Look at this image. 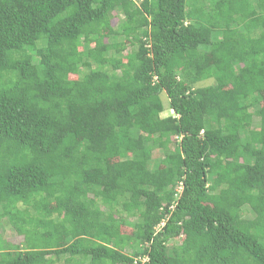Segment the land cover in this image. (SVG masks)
Returning <instances> with one entry per match:
<instances>
[{"label": "trees", "instance_id": "1", "mask_svg": "<svg viewBox=\"0 0 264 264\" xmlns=\"http://www.w3.org/2000/svg\"><path fill=\"white\" fill-rule=\"evenodd\" d=\"M3 218L0 264H264V0H0Z\"/></svg>", "mask_w": 264, "mask_h": 264}, {"label": "rangeland", "instance_id": "2", "mask_svg": "<svg viewBox=\"0 0 264 264\" xmlns=\"http://www.w3.org/2000/svg\"><path fill=\"white\" fill-rule=\"evenodd\" d=\"M120 19H122V17L115 16L113 24L116 25L117 23H119ZM212 83H213L212 80H208V81H204V82L198 84V86L199 87L208 86V85H211ZM163 101H164V104L166 106V111L162 114V117L171 116L172 112L167 109L169 102L167 101L165 96H163ZM131 221H133V220H131ZM5 241L10 242L14 245H20V243H22V241H23V238H21V236L20 237L17 236L14 229L9 224L8 220L3 218V221L0 224V243H3ZM64 260L62 262H64Z\"/></svg>", "mask_w": 264, "mask_h": 264}, {"label": "clouds", "instance_id": "3", "mask_svg": "<svg viewBox=\"0 0 264 264\" xmlns=\"http://www.w3.org/2000/svg\"><path fill=\"white\" fill-rule=\"evenodd\" d=\"M171 112H172V114H174V112H173V111H171ZM182 189H183V186H181V185L177 187V189H176V190H177L178 194H181V192H182ZM142 261H143V263H144L146 260H145V259H143Z\"/></svg>", "mask_w": 264, "mask_h": 264}]
</instances>
